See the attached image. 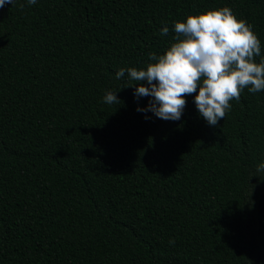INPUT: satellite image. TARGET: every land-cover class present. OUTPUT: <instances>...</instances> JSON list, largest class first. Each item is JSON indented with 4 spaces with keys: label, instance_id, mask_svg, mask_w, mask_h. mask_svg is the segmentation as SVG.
Listing matches in <instances>:
<instances>
[{
    "label": "trees",
    "instance_id": "16d2710c",
    "mask_svg": "<svg viewBox=\"0 0 264 264\" xmlns=\"http://www.w3.org/2000/svg\"><path fill=\"white\" fill-rule=\"evenodd\" d=\"M225 6L253 26L259 63L264 0L0 8V264H264V90L210 126L195 94L165 121L116 78L164 54L175 22Z\"/></svg>",
    "mask_w": 264,
    "mask_h": 264
},
{
    "label": "clouds",
    "instance_id": "9594fccd",
    "mask_svg": "<svg viewBox=\"0 0 264 264\" xmlns=\"http://www.w3.org/2000/svg\"><path fill=\"white\" fill-rule=\"evenodd\" d=\"M26 2L34 5L37 0ZM14 3L15 0H0V8ZM168 32L167 26L161 29V35ZM174 32L176 42L162 55L150 53L149 60L154 63L146 69L121 68L116 73L120 79L127 71L128 79L136 83L126 87L137 85V98L151 97L147 108L138 107L137 111L177 121L186 106L185 97L195 94L199 115L210 126H216L231 109L230 101H238L245 88L251 93L264 90V57L259 63L255 61L261 54V41L253 26L237 19L229 7L189 15L185 21L174 23ZM117 92L108 91L105 103L118 104ZM253 176L264 180V162L257 165Z\"/></svg>",
    "mask_w": 264,
    "mask_h": 264
}]
</instances>
